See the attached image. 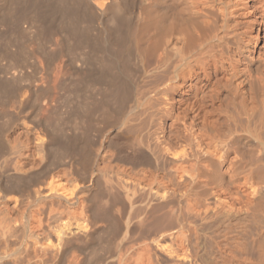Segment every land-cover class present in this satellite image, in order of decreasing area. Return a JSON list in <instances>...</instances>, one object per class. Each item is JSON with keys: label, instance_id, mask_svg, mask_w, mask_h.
<instances>
[{"label": "bare ground", "instance_id": "6f19581e", "mask_svg": "<svg viewBox=\"0 0 264 264\" xmlns=\"http://www.w3.org/2000/svg\"><path fill=\"white\" fill-rule=\"evenodd\" d=\"M0 24L4 26L1 33L4 52L13 56H10V61L8 58L5 67L2 64L4 68L0 64L3 68L0 71L1 113L9 107L20 114L33 96L39 94L37 92H48L50 87H56L53 84L56 76L63 75L60 72H63L65 60L59 58L57 66L53 63L56 68L54 72L58 69L57 73L60 74L51 72L52 76L45 60L68 56L75 73L84 75L85 83L87 77L97 90L95 99L89 98L92 100L90 104L89 101H80L82 105L74 103L79 105L78 109L80 105L82 107L80 112L75 113L79 122L71 118L76 121L72 128H76L74 133L77 130L84 132L86 121L92 114H99L98 117L113 119L115 133L116 129L118 132L126 129L129 132L126 134H132L128 135L131 137L128 144L123 143L124 148L115 146L111 156L114 163L111 162L118 173L115 179H109L103 173L104 178L98 177L109 159L104 147L109 143L107 141L100 149L74 151L72 145L59 139L58 134L55 136L59 123L52 121L55 127L50 118L46 119L50 127L45 125L40 128L38 123L31 124V121L29 123L20 116L18 119L22 121L10 132L8 129L7 135L2 137L0 133V198L4 202H13L5 210L0 209L6 228L4 247L0 246L3 247L0 249V264H85L82 245L75 244V239L62 246L59 244L61 247L56 249L50 237L46 238L45 244L46 239L42 242L38 236L30 238L25 221L21 223L22 230L19 232L12 231L11 227L19 216L25 217L22 215L24 211L17 208L23 199L26 200V217L32 215V211H37L41 219L46 218V202L55 199L65 202L63 206L66 204L68 208L79 206L81 212H89L91 207L87 205L90 202L82 203L84 199L100 203L98 197L104 198L100 193V178L105 180H100L103 185L109 187L107 199L111 205L120 200L131 206L134 199L147 205L144 217L138 219L141 220L140 226L144 220L147 228L154 217L175 222L176 226L182 225L183 208L180 205L182 209H178L179 205L176 207V204L183 200L202 206L200 213L196 209L198 214L192 210L200 217V227L223 223L227 229L224 231L243 234L246 231L244 222L245 225L249 222L246 219L253 220L252 228L259 219L264 222V0H0ZM25 36L29 37L28 46H22V41L24 44L27 40H24ZM21 53L38 59V77L26 73L29 77L26 79L24 74L23 78L18 56ZM50 60L56 61L55 58ZM51 78L54 79L53 84ZM74 92L71 95L76 100L77 92ZM49 94L47 99L44 97V102L49 103ZM64 99L61 102L66 106ZM50 105L45 104L49 111L54 107ZM69 106L67 108L70 109ZM81 121L86 124L81 126ZM47 136L50 137L49 141L45 138ZM53 149L58 153L57 162L63 163L54 172ZM109 163L107 165L110 167ZM78 172L85 173L87 179L73 178ZM72 180L75 183L73 186L69 184V189L66 183ZM14 190L26 193L13 195ZM170 204L171 207L175 206V212L168 206ZM169 207L172 210H168ZM88 219L75 223L82 230L81 234L90 232L89 224L93 221ZM65 223H68V219ZM65 223H60V228ZM262 224H258V227ZM128 226L126 222L122 238L128 233V237L132 238ZM165 227L163 232L169 233L165 234V238L170 236L171 239L175 233L169 230L172 228ZM60 228L53 235L57 244L63 237ZM256 229L252 231L256 232ZM10 239L17 242L13 248ZM174 246L172 249L167 247L169 251L165 250L178 259L179 250L185 248L177 249ZM118 247L114 250L104 249L111 252L103 254L94 263L130 264L126 261L130 253ZM144 247L141 252L138 249L135 260L130 257L134 260L133 264L154 262ZM186 250L181 255L191 260L194 256L188 258L191 251L188 253L189 250ZM196 254L192 263L188 261L187 264H213L205 259L207 256L199 252ZM216 264L220 263L216 261Z\"/></svg>", "mask_w": 264, "mask_h": 264}, {"label": "rangeland", "instance_id": "374dc122", "mask_svg": "<svg viewBox=\"0 0 264 264\" xmlns=\"http://www.w3.org/2000/svg\"><path fill=\"white\" fill-rule=\"evenodd\" d=\"M3 28H4V26L2 25V24H0V40H1V33H2V30H3ZM26 36H28V34H26ZM25 36V37H26ZM29 36H31L30 34H29ZM31 39L30 40H32L33 39V37L31 36L30 37ZM27 39V40H26ZM24 40H26V42L23 44V41H22V46H28V41H29V37H26V38H24ZM29 43H30V41H29ZM13 48L14 47H12V50H13ZM6 53L4 52V46H3V43H2V40L0 41V64H1V66H2V64H3V66H4V64L6 65V63L8 64V58H10V56H12V55H10L9 56V54H6ZM8 55V57L6 58V56ZM27 55H28V57H27ZM27 55H26V53H21V54H19L18 56H19V61H20V59H21V63H19V61H18V63H19V65H21V66H19L20 68H21V71L22 72H24L23 73V75L24 74H28L29 76L31 75L32 77H38L39 76V72H40V70H39V67H38V64H39V61H36V60H38V59H36L35 60V58L33 57V56H30V54H28L27 53ZM14 56H17V55H14ZM4 57V58H3ZM13 57V56H12ZM65 57V58H64ZM64 57H54L55 58V62H54V60H53V62L50 60V58L51 59H54V58H52V57H47L48 59H49V61L50 62H48V59H47V61L45 60V63L47 62V66H48V70H49V73H50V75L52 76V73H57L58 72V69H57V72H54V70L56 69L55 68V65L58 63V62H60V59H64L65 60V66L63 67V72H60V73H63V75H61L60 73H57V75L58 74H60L62 77H60V75H58L59 76V78H57L58 76H56V79L58 80H56V81H54L55 82V84H53L52 83V80H54V79H52V78H54L55 77V75L53 74V77L51 78V84H53V85H55L56 87H54L53 85H51V86H53L54 88H52V87H50V89L48 90V92H51L50 94L47 92V91H42V92H37V93H39L38 95L40 96H38V95H35V96H33V98L26 104L27 105V107H23V109L20 111V112H22V111H24V112H22L23 113V115H22V113H20V114H18V111L17 112H14V111H12L9 107H7V110H5V111H2V113L0 112V133H2V137H4L5 135H7V133H9L10 132V129L12 130L13 129V127L19 122V121H22V120H19L18 119V117H20L21 119H22V117H25V119L29 122V123H31V124H36V123H38V126L41 128H43V127H45V125L47 126V128H49L48 127V122H46V119H48V118H50L49 119V121H53L54 123L56 122V121H58V123L60 124H57L58 125V127H56V125L53 123V125H55V127H56V129H57V133L55 132V136H56V134H58L59 136V139H63V140H65V143H68V144H70V145H72L71 147V149L72 150H74V151H77V152H83V151H86V150H88L89 149V151L90 150H96V149H100V148H102L103 147V145H104V141H107V142H109L108 144H106V145H104V147H105V151L107 152V154H106V157L107 158H111L110 159V161H109V159H107V164L109 163V162H111L112 161V152H113V150L116 148V147H123V146H125L123 143H125L126 145L128 144L127 142H129L130 141V138L131 137H128V135L129 136H131L130 134H126V133H129L126 129H124V132H123V130H121L120 132H118L119 130H117L116 129V133H115V128H113V127H115L114 125H115V123H114V125L112 124L113 122V119L110 117V118H108V119H105V118H103V117H98V115L99 114H92V116L90 117V119H88L86 122H87V124L86 123H83L82 121V123L80 122V125L82 126V125H84V124H86V125H84L85 126V131L84 132H81V131H83V130H77V132L76 133H74L76 130V128L74 129V130H72V128H74V124L76 123V121L75 120H77L76 119V117H77V112L82 108L81 107V105H82V103H84L85 101H89L88 103L90 104V101H92V100H94L95 99V97H96V95H95V93H97V90L95 91V88L93 87V86H91V82L89 83V79L86 77V83H85V81H84V79H85V76L84 75H79V74H77V73H79V72H76L75 73V70L73 69V68H71V65H70V63H71V59H67V57L68 56H64ZM57 58V59H56ZM60 58V59H59ZM7 59V60H6ZM16 59H18V57H16ZM59 59V60H58ZM11 60V58L9 59V61ZM23 60V61H22ZM25 60H27L26 62H25ZM2 62V63H1ZM4 62V63H3ZM133 62V61H132ZM50 63V64H49ZM55 65H54V64ZM134 63V62H133ZM132 63V64H133ZM69 64V65H68ZM24 67H23V66ZM49 65H50V67L52 68H50L49 67ZM0 66V71L1 70H3V68L5 67H1ZM57 66V65H56ZM34 67H36V68H34ZM23 70H25V71H23ZM56 71V70H55ZM52 72V73H51ZM68 72V73H67ZM38 73V74H37ZM1 74V73H0ZM26 74V79L29 77L28 75ZM36 74H37V76H36ZM68 75H71V76H68ZM65 77V78H64ZM68 77V78H67ZM82 77H84V78H82ZM24 79H25V75H24V77H23ZM61 78V79H60ZM88 79V80H87ZM23 80V79H22ZM62 80V81H61ZM73 81V82H72ZM84 81V82H83ZM61 82V83H60ZM66 82V83H65ZM83 82V83H82ZM20 83H23L22 81L20 82ZM25 83V82H24ZM61 84V85H59V84ZM86 84H88V85H86ZM83 85H85V86H83ZM70 87H72V88H70ZM75 87V88H74ZM87 87H89V88H87ZM78 88V89H77ZM94 89V90H92V89ZM70 89H72L73 91H75L74 93H76L77 92V95L75 94V96L77 97V99L75 100V97H74V99H73V95H71V92H73L72 90L70 91ZM77 91H76V90ZM83 89V90H82ZM87 90V92H86V90ZM51 90V91H50ZM66 91V92H65ZM70 91V92H69ZM69 92V93H68ZM86 92V93H85ZM45 93H46V95H45ZM49 94V96L51 97V99H50V97H49V99H48V101H49V103L48 102H44L43 100H45V98L47 99L48 98V94ZM66 93H68V95L69 96H71L70 98V100L68 101L67 99L69 98V96L68 95H65ZM73 93V94H74ZM79 93V94H78ZM93 93H94V95H93ZM57 95V96H56ZM64 95V96H63ZM78 95H80V97L78 96ZM98 95V94H97ZM65 97V99H64V102H65V104L67 103H69L70 101V103H69V105L71 106V108L69 109V108H67L68 106H67V104H66V106L65 105H62V104H64L63 102H61V100L63 99V97ZM68 96V97H67ZM99 96V95H98ZM36 97V98H35ZM42 97H43V99H42ZM45 97V98H44ZM62 97V98H61ZM78 97H79V99H78ZM52 98H53V100H52ZM55 98H57V99H55ZM58 98H60V99H58ZM85 98H86V100H85ZM92 98V100H90V99ZM33 99H35V100H33ZM42 99V100H41ZM73 99V100H72ZM84 99V100H83ZM89 99V100H88ZM39 100V101H38ZM33 101H35V102H33ZM52 101H53V104H52ZM80 101H82V103L80 102ZM32 102V103H31ZM57 104H56V103ZM73 102V103H72ZM77 102H79V104H81L80 105V109H78V106H77V104L75 105L74 103H77ZM38 103V104H37ZM40 103V104H39ZM72 103V104H71ZM37 104V105H36ZM42 104V105H41ZM45 104L48 106V104L52 107V106H54V107H52V110H54L53 112H52V110H47L46 109V106H45ZM45 107H44V106ZM56 105V106H55ZM60 106H62V107H60ZM69 106V107H70ZM37 107V108H36ZM39 108V110H37ZM44 108V109H43ZM66 108V109H65ZM48 109H51L50 107L48 108ZM58 109H60L59 111H58ZM66 110L67 111V113H64L65 111H63V110ZM68 109H69V111H68ZM82 111V110H81ZM31 112V113H30ZM80 112V111H79ZM24 113H26V114H24ZM69 113V114H68ZM72 113H74V114H72ZM76 113V114H75ZM64 114V115H63ZM66 114V115H65ZM71 114V115H70ZM82 114V113H81ZM13 117H12V116ZM36 116H38V117H36ZM44 116H46L47 118H45ZM49 116V117H48ZM51 116V117H50ZM71 116V117H70ZM72 116H75V117H72ZM100 116V115H99ZM95 117V118H94ZM98 117V118H97ZM11 118H13V119H10ZM15 118V119H14ZM44 118V119H43ZM51 118H52V120H51ZM68 118V119H67ZM71 118L72 119H75L74 121L73 120H71ZM24 118H23V120H25ZM31 119V120H30ZM34 119V120H33ZM36 119V120H35ZM57 119H59V120H57ZM99 119V120H98ZM25 120V121H26ZM40 120V121H39ZM41 120H42V122H41ZM31 121V122H30ZM34 121V122H33ZM60 121V122H59ZM78 121V120H77ZM98 121V122H97ZM106 121H107V123L109 122V121H111L110 123H106ZM36 122V123H35ZM73 122V123H72ZM79 122V121H78ZM103 122H104V124H103ZM72 123V124H71ZM100 123V124H99ZM62 124V125H61ZM74 125V126H73ZM107 125V126H106ZM113 125V126H112ZM7 126V128H5ZM60 126H62L61 128H62V130L61 131H59L58 130V128L60 127ZM65 126H66V128H65ZM69 126H72V127H69ZM77 126V125H76ZM78 126H79V123H78ZM77 126V127H78ZM81 126H79V129H80V127ZM91 126V127H90ZM10 127V128H9ZM103 128V129H102ZM116 128H117V125H116ZM5 129V130H4ZM8 129H9V132H8ZM50 129H52V128H50ZM55 129V130H56ZM69 129V130H68ZM78 129V128H77ZM82 129V128H81ZM90 131H89V130ZM109 129H110V131H109ZM112 129V130H111ZM1 130H2V132H1ZM4 130V131H3ZM64 130H66V131H64ZM108 130V131H107ZM126 130V131H125ZM78 131H80V132H78ZM5 132V133H4ZM61 132V133H60ZM64 132H65V134H64ZM68 132V133H67ZM109 132H113V133H109ZM126 132V133H125ZM72 133V135H70ZM81 133V134H80ZM85 133V134H84ZM115 133V134H114ZM77 134V135H76ZM80 134V135H79ZM108 136H107V135ZM120 135V136H119ZM68 138H67V137ZM107 136V137H106ZM118 136V137H117ZM127 136V137H126ZM1 137V134H0V138H2ZM73 137V138H72ZM110 137V138H109ZM46 139H47V141H49V139H50V137L49 136H47V137H45ZM83 138H84V140H83ZM88 140V141H87ZM79 142V143H78ZM84 142V143H83ZM111 142V143H110ZM123 145V146H122ZM116 146V147H115ZM107 147V148H106ZM124 148V147H123ZM110 149V150H109ZM110 152V153H109ZM109 155V156H108ZM51 157L53 158V162H54V168H53V172L57 169V168H60V167H62L63 166V163L61 162V161H58L57 162V158H58V153L53 149L52 151H51ZM105 159V160H106ZM104 160V164H106L105 161ZM113 162V161H112ZM112 162L111 163H109V165H110V167L106 164V165H104V167L102 168V171L101 172H99L98 173V177H101L102 176V173H103V176L105 177L106 176V178H109V179H115L116 178V173H118L116 170H117V168L114 166V164H112ZM114 163V162H113ZM59 165H61L60 167H58ZM114 166V167H113ZM57 167V168H56ZM108 169V170H107ZM116 169V170H115ZM103 170H105V171H103ZM108 171V172H107ZM105 172V173H104ZM79 173H81V172H78V173H75L76 175H74L73 176V178H75V179H87V175L85 174V173H81L80 175H79ZM107 173V174H106ZM111 176H110V175ZM113 174V175H112ZM100 175V176H99ZM102 176V177H103ZM103 177V178H104ZM103 178H100V180L101 181H103V182H105V180H103ZM99 180V188H100V193H101V196H104V198L103 197H98L99 199H101V200H99V202L101 203H98V202H96L95 201V203H92L91 201H88V200H86V199H84V201L82 202V203H89V205H87V206H89V207H91L93 210H91V208L88 210L89 212H85V213H83V212H81V210H80V208H79V206H75L74 208H68L67 207V205L66 204H64V206H63V203H65V202H62L61 203V201L60 200H48L46 203H47V208H48V215L46 216V218H42L41 219V217H40V215L39 214H37V211H32V215H33V217H32V215H30L29 217L27 216L26 217V215H27V210H26V200L25 199H23V201H21V202H19L18 203V209L21 211V212H23L24 211V214H22L23 216H25L24 218L23 217H18L17 218V220L15 221H13L12 223H13V225H12V227H11V230L12 231H21L22 230V226H21V223L22 222H27L26 223V231L28 232V235L30 236V238H36L37 236H38V238H39V240H41L42 242L46 239V238H51L52 240H53V244H55L54 245V248H59V247H61L62 246V244L64 243V244H66V243H70V241L71 240H73V239H75V240H73L74 241V243L76 244H78V245H82L81 247H82V249H83V251H84V254H85V264H93L94 263V261L97 263L98 261H99V259L103 256V254L104 255H106V254H108L109 252H111V251H106V250H111L112 248H113V250L115 249V248H117L118 246V248H121V250L122 251H124V252H126V250H127V252L128 253H130L129 255H128V257L129 258H127V262L129 263L130 262V264H133L134 263V260H135V257L137 256V254H136V252L138 251V249H139V251L141 250L142 251V249L141 248H143L144 247V245H146L145 247L147 248V249H145V247H144V249H145V252H146V250H147V254L149 253L150 255H149V258L152 260V261H154L153 263L154 264H156V263H158V264H181V262H182V264H187V262L189 261V263H192V260H194L193 258H195V256L197 255L196 253H198L199 252V254L200 255H205V259L206 260H208V261H211V263L213 262V264H216V261H217V263H220V264H224L225 262V264H264V259H262V258H264V242H262V241H264V239H263V237H264V234L262 235L263 237L261 238L260 236H261V234L263 233L262 231H264L263 230V226H264V222L262 221V220H260L259 219V222H258V220H257V222H258V224H262V226H259V227H261L260 228V230H258L257 231V229L259 228L258 227V224L254 221V223H256V226H254L253 228H257L256 229V232L257 233H260V235L259 234H257L256 232H254V230L252 231V227L251 226H253L254 224H252L253 223V220L251 219V218H248V219H246L247 220V222L249 221L250 222V224H252V225H250V224H248L247 223V225H245L246 224V222H244V227H245V230L246 231H244V233L243 234H241V233H237L238 231H234V232H232V233H228V231H226L227 229H226V226L223 224V223H217L215 226H213L212 224L211 225H209V224H204V225H202L201 227L199 226V218L200 217H198L197 215H195L196 213L198 214V212L200 213V211L199 210H201V208H202V206L199 204V203H196V205H195V203L194 202H189V201H187V200H183V202L181 201V203L180 204H176V207L179 205V207H178V209L179 208H181V206H182V208H183V210H182V212H183V216H184V220H181V221H185L184 222V224H183V222H181V224L182 225H184V226H182V225H180V226H176L177 224L175 223V222H173V223H171L169 220H167V219H162V221H161V218L160 219H158V218H156V217H154L153 218V220H151V225H149L148 226V228H147V225H145V223H144V220H142V225L140 226V224H141V220H138V219H141L142 217H144V215H145V209H146V204L144 203V202H140V201H138L137 199H134V202H133V204L130 206L128 203H125L124 201L121 203L120 202V200L119 201H116V202H113V203H115V205L114 204H112L111 205V202L109 203V201H108V192L107 191H109V187H107L106 188V186L105 185H103V183L101 182ZM75 182H74V180H72V181H70V182H67L66 183V186H67V184H68V186L67 187H69V184H70V186H73V184H74ZM102 184V185H101ZM104 184H106L107 185V183H104ZM101 186V187H100ZM108 186V185H107ZM71 187H69V189H70ZM107 190H106V189ZM11 191V190H10ZM9 191V192H10ZM17 191V192H16ZM103 191V192H102ZM14 194H13V192L10 194V195H19L20 193H18V192H25V191H18V190H14ZM110 192V191H109ZM26 193V192H25ZM24 193V194H25ZM103 193V194H102ZM106 193V194H105ZM107 195V196H106ZM0 196H1V192H0ZM105 199V201L103 202V200ZM4 199H1L0 198V209H2V210H5L4 208L5 207H8V205L10 206L13 202L10 200V201H8V202H4L3 201ZM86 200V201H85ZM59 201H60V203H59ZM25 203V204H24ZM127 205H125V204ZM186 203V204H185ZM124 204V205H123ZM185 204V205H184ZM188 204V205H187ZM93 205V206H92ZM97 205V206H96ZM112 207H111V206ZM123 205V206H122ZM181 205V206H180ZM50 206V207H49ZM114 206V207H113ZM125 206H126V208H125ZM168 206H170L171 207V204L170 205H168ZM174 205H172V209L175 207H173ZM184 206V207H183ZM95 207H98L97 208V210L95 209ZM100 207V208H99ZM124 207V208H123ZM165 207H167V206H165ZM169 207V208H170ZM188 207V208H187ZM58 208V209H57ZM61 208V209H60ZM67 208V209H66ZM106 209L105 211H104V209ZM129 208H131L130 210H129ZM168 209V210H172V209ZM181 208V209H182ZM70 209V210H69ZM100 209V210H99ZM114 209V210H113ZM126 210V211H123V210ZM143 209V210H142ZM175 209H177V208H175ZM194 209V210H193ZM196 209H197V211H196ZM73 210H76V211H74V212H72ZM79 210V211H78ZM165 210H166V208H165ZM196 211L195 212V214H194V212L193 211ZM59 211V212H58ZM68 211H70V212H68ZM78 211V212H77ZM91 211H92V213H91ZM108 211V212H107ZM110 211V212H109ZM25 212H26V214H25ZM35 212V213H34ZM76 212V213H75ZM105 212H107V213H105ZM173 212H175L174 211V209H173ZM60 213V214H59ZM64 213H67V214H64ZM71 213H72V215H71ZM87 213V214H86ZM111 213V214H110ZM141 213V214H140ZM86 214V215H85ZM88 214H90L89 215V218L90 219H88ZM0 215H3L2 213H0ZM83 215V216H82ZM123 216V217H122ZM126 216V217H125ZM58 217V218H57ZM95 217H96V219H95ZM0 218H1V220H0V242H1V245L0 246H2L3 245V247H4V240H5V237H6V234H5V232H6V228H5V226H4V224H3V219H2V217L0 216ZM68 219V223H65L66 221H67V219ZM76 218H77V220H76ZM85 218H86V220L88 219V220H92L93 222L92 223H90L89 224V230L88 231H90V232H87L86 231V233L85 234H81V232H82V230L81 229H78L76 226H75V223H77V222H82V221H84L85 220ZM99 218V219H98ZM121 218H123V219H121ZM126 218V219H125ZM186 218L188 219V220H186ZM19 219H21V220H19ZM69 219H70V221H69ZM144 219V218H143ZM58 220H60L59 222H58ZM85 220V221H86ZM156 220V221H155ZM40 221V222H39ZM46 221V222H45ZM155 221V222H154ZM164 221H165V223H164ZM252 221V222H251ZM260 221H261V223H260ZM70 222V223H69ZM98 222V223H97ZM126 222L128 223V231L129 232H131V236H132V238L134 239V240H136V241H134L132 238H129L128 236L130 235L129 233H128V236H126V237H124V238H122V234H123V232H124V230H125V224H126ZM155 224H154V223ZM158 222V223H157ZM15 223V224H14ZM31 223V224H30ZM40 223V224H39ZM60 223L61 224H63V223H65V224H68V225H65V227H64V225H61V227L62 228H60ZM167 223V226H174L175 224V226L176 227H178L177 229H176V227H175V229L173 230V228L172 227H167L165 224ZM17 224V225H16ZM70 224V225H69ZM92 224V225H91ZM155 226H154V225ZM30 225V226H29ZM48 225V226H47ZM55 225V226H54ZM58 225H59V227H58ZM188 225H190V226H188ZM221 225V227H219ZM18 226V227H17ZM70 226H72V227H70ZM133 226V227H132ZM139 226V227H138ZM166 226V227H165ZM183 228H182V227ZM193 226V227H192ZM204 226H206V228L204 229ZM207 226H208V228H207ZM211 226V227H210ZM2 227V228H1ZM14 227H17V228H14ZM49 227V228H48ZM92 227V228H91ZM138 227V228H137ZM142 227H143V229H142ZM164 227L165 228H172V229H169V230H172L173 231V233L171 232V231H169L168 229H167V231H169L170 233H172V234H174L173 236H172V234H171V239L169 238L170 236H167V238H165L166 237V235L165 234H167L168 232H163L165 229H164ZM198 227V228H197ZM217 227H219V228H217ZM263 227V228H262ZM58 228V229H57ZM59 228H60V234H61V237H62V232H63V237H62V240L57 244V242L55 241V238H54V236L53 235H55L57 232L56 231H58L59 230ZM163 228V229H162ZM213 228L215 229V230H213ZM223 228V229H222ZM14 229V230H13ZM135 229V230H134ZM139 229V230H138ZM141 229V230H140ZM147 229V230H146ZM218 229V230H217ZM220 229H222V230H220ZM224 229H226L225 231H224ZM77 230V231H76ZM79 230V231H78ZM134 230V231H133ZM143 230V231H142ZM149 230V231H148ZM176 230V232H174ZM197 230V231H196ZM198 230H200V232L198 231ZM54 231V232H53ZM100 231V232H99ZM145 231V232H144ZM162 231V232H161ZM184 231V232H183ZM216 231V232H215ZM221 231V232H220ZM262 233H261V232ZM31 234H30V233ZM103 232V233H102ZM133 232H137V234H135L134 235V233ZM141 232H143V233H141ZM203 232V233H202ZM227 232V233H226ZM53 233V234H52ZM140 233L142 234V235H140ZM153 233V234H152ZM156 233V234H155ZM160 233V234H159ZM246 233V234H245ZM98 234V235H97ZM111 234V235H110ZM147 234H149V235H153V236H150V237H148V235ZM169 234V233H168ZM199 234H200V236H199ZM86 235V236H85ZM107 235V236H106ZM145 235H147V236H145ZM154 235H156L155 237H154ZM157 235H160V236H163V237H161V238H163V239H161V238H158L157 237ZM177 235H178V237H179V235H181L179 238H180V240H179V238L177 237ZM241 237H240V236ZM243 235V236H242ZM110 236V237H109ZM145 238H144V237ZM159 236V237H160ZM174 236H176L177 237V239H173V237ZM259 236V237H258ZM121 237V238H120ZM146 237H147V240L149 241H146ZM151 237H154V238H151ZM184 237H186V238H184ZM200 237V238H199ZM257 237V238H256ZM32 238V239H33ZM71 238V239H70ZM125 238H127V239H125ZM128 238H129V240H128ZM156 238H158L157 239V241L158 242H156ZM184 238V239H183ZM202 238V239H201ZM84 239H85V241H84ZM111 239V240H110ZM160 239V240H159ZM165 239V240H164ZM262 239V240H261ZM15 240V239H14ZM14 240L13 239H10V245H11V247L13 248L14 247V245H16V240H15V243H14ZM118 240V241H117ZM120 240V241H119ZM126 240V241H125ZM131 240V241H130ZM140 240V241H139ZM174 240V241H173ZM66 241V242H65ZM73 241H71V242H73ZM76 241V242H75ZM117 241V242H116ZM167 241V243H165ZM47 242V239L43 242V244H45ZM62 242V243H61ZM83 244H82V243ZM122 242H123V244H122ZM133 242H134V244H133ZM137 242H138V244H137ZM147 242V243H146ZM155 242H156V244H155ZM177 242H179V243H177ZM240 242H243V243H240ZM262 242V243H261ZM3 243V244H2ZM114 243V244H113ZM115 243H117V244H115ZM120 243H121V245H120ZM150 243V244H149ZM159 243V244H158ZM162 243V244H161ZM61 246H60V245ZM63 244V245H64ZM140 244V245H139ZM143 244V245H142ZM170 244V246H172L173 244L176 246H174V248H177V249H180V248H185V249H183V250H186V248L189 250H186V251H188V253L190 254V256H189V254H188V258H191L192 256H194L193 258H191V260L189 259V260H187V257H186V259L181 255V253L183 254V250L182 249H180V250H182V252L179 250V252H180V256H178V259H177V256L176 255H174V254H169L168 253V251L170 250V249H172L173 248V246H172V248L170 247V246H168ZM177 244H179L178 246H177ZM57 245V247H55ZM112 245V246H111ZM134 245V247H132V246ZM187 245V246H186ZM232 245V246H231ZM240 245V246H239ZM125 246H126V248H125ZM181 246V247H180ZM239 246V247H238ZM3 247L1 248L0 247V249H3ZM10 247V248H11ZM127 247H128V249H127ZM170 247V249H168V248ZM232 247H233V249H232ZM107 248V249H106ZM124 248H125V250H124ZM153 248V249H152ZM162 248V249H161ZM235 248V249H234ZM104 249H106L105 251H104ZM135 251H134V250ZM143 249V250H144ZM168 249V251H166V250ZM229 249H230V251H229ZM112 250V251H113ZM128 250H131L130 252L128 251ZM163 250V251H162ZM139 251L137 252V253H139ZM140 251V252H141ZM204 253H203V252ZM108 252V253H107ZM126 252V253H127ZM132 252V253H131ZM127 253V254H128ZM166 253V254H165ZM131 254H132V256H131ZM167 254H168V256H167ZM185 254H186V252H185ZM195 254V255H194ZM231 254V255H230ZM135 255V256H134ZM174 255V256H173ZM92 256H94V257H92ZM127 256V255H126ZM134 256V257H133ZM234 256V257H233ZM97 257V258H96ZM99 257V258H98ZM130 257H132L134 260H132V258H130ZM88 258V259H87ZM92 258H94V259H92ZM204 258V257H203ZM126 259V258H125ZM232 259V260H231ZM98 260V261H97ZM151 260H149L150 262H151ZM187 260V261H186ZM205 260V261H206ZM231 260V261H230ZM157 261V262H156ZM207 261V262H208ZM223 263H222V262ZM156 262V263H155ZM160 262V263H159ZM186 262V263H185ZM215 262V263H214ZM229 262V263H228ZM232 262V263H231ZM152 263V262H151ZM152 263V264H153ZM208 263H210V262H208ZM95 264V263H94ZM111 264V263H110Z\"/></svg>", "mask_w": 264, "mask_h": 264}]
</instances>
